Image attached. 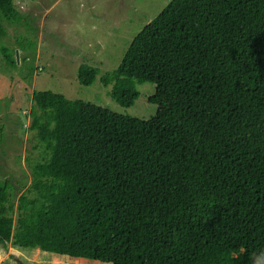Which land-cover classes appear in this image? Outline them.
Listing matches in <instances>:
<instances>
[{"label":"trees","instance_id":"obj_1","mask_svg":"<svg viewBox=\"0 0 264 264\" xmlns=\"http://www.w3.org/2000/svg\"><path fill=\"white\" fill-rule=\"evenodd\" d=\"M0 15L23 19L14 0ZM98 73L82 63L78 80ZM101 81L127 107L138 84L167 87L165 121L35 90L30 129L44 154L17 209L0 177V246L111 264H264V0H171Z\"/></svg>","mask_w":264,"mask_h":264},{"label":"rangeland","instance_id":"obj_2","mask_svg":"<svg viewBox=\"0 0 264 264\" xmlns=\"http://www.w3.org/2000/svg\"><path fill=\"white\" fill-rule=\"evenodd\" d=\"M171 0H14L21 21L3 15L6 34L0 37V177L12 186L15 209L32 183V166L44 148L30 129L35 90H52L113 111L163 124L168 110V88L138 84L140 95L127 107L111 96L101 76L116 69L135 36ZM3 48L17 59L12 66ZM99 68L96 81L84 85L78 68ZM151 97H156L151 101ZM17 220L18 212H13ZM255 258V264H260ZM0 264H111L74 259L42 251L0 246Z\"/></svg>","mask_w":264,"mask_h":264}]
</instances>
